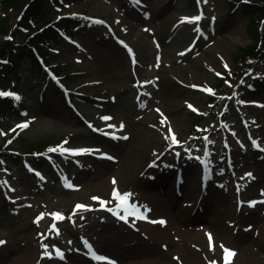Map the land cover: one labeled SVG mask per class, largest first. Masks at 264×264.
Wrapping results in <instances>:
<instances>
[{
	"label": "rangeland",
	"instance_id": "1",
	"mask_svg": "<svg viewBox=\"0 0 264 264\" xmlns=\"http://www.w3.org/2000/svg\"><path fill=\"white\" fill-rule=\"evenodd\" d=\"M26 1L17 4L16 19ZM61 6L69 14L85 10L104 23L54 49V64H62L60 76L72 93L44 84L26 61L11 81L0 77L11 85L7 89H14L17 78L18 94L32 108L22 118H1L0 130L7 135H0V144L11 140L23 151L29 144L73 136V149L94 151L48 152L51 156L40 160L24 156L0 169V181L8 182L0 186V240L5 241L0 264H223L221 244L238 253L233 264H264V203L248 206L264 200V151L249 139L264 148V107L259 106L264 105V65L232 82L221 81L224 72L232 74L238 49L253 43L250 15L232 9L230 0H141L138 5L73 0ZM46 10V17L56 18ZM201 14L198 23H181ZM14 20L11 13L0 18V45ZM119 40L138 51L137 64ZM26 121L27 128L16 127ZM169 127L178 144L166 138ZM113 131L128 139L104 134ZM65 177L74 188L65 187ZM114 187L133 193L129 203L141 211L150 208L147 219L130 216L126 223L91 199L111 201L107 208H115ZM154 203L164 213H157ZM76 204L92 210L56 221L59 235L49 231L52 216L34 222L42 212L68 217ZM160 219L166 224L149 222ZM249 225L252 230L245 231ZM206 233L213 236L214 251ZM85 241L106 259H95ZM42 242L52 259H41ZM57 248L63 260L56 257Z\"/></svg>",
	"mask_w": 264,
	"mask_h": 264
},
{
	"label": "trees",
	"instance_id": "2",
	"mask_svg": "<svg viewBox=\"0 0 264 264\" xmlns=\"http://www.w3.org/2000/svg\"><path fill=\"white\" fill-rule=\"evenodd\" d=\"M20 0H0V18L2 13H12L17 10V4ZM60 0H31L27 9L19 18L18 24L14 28L13 36L19 41V44L11 39L5 40L0 48V76L17 74L24 61L31 64L33 69L40 74L48 73L43 63L39 61V56H43L49 63L54 57L49 50L53 43H58L61 38L72 37L79 27H87L88 23L84 18L71 16L63 17L59 21H53L47 16L49 8L55 9ZM245 14L251 15L249 30L252 34L254 43L240 48L235 57V72L245 71L264 57V0H237ZM255 16V17H254ZM43 19V20H42ZM42 20V22H39ZM13 98L0 97V115L7 112L13 106ZM14 112L17 111L14 109ZM55 142L45 141L44 143L29 144L26 150L19 151L13 146L0 147V167L7 166L13 160H19L17 156L29 155L40 156Z\"/></svg>",
	"mask_w": 264,
	"mask_h": 264
},
{
	"label": "snow or ice",
	"instance_id": "3",
	"mask_svg": "<svg viewBox=\"0 0 264 264\" xmlns=\"http://www.w3.org/2000/svg\"><path fill=\"white\" fill-rule=\"evenodd\" d=\"M133 4L134 5H138L141 3V0H132ZM204 3H207V0H203ZM245 2H247V0H245ZM198 3H200V0H198ZM202 19V14L201 15H198V16H195V17H183L181 18V23H198L199 20ZM93 23H100V24H103L104 21H99V20H95L93 21ZM117 23H119V21H117ZM197 31H199V29L197 28L196 29ZM145 31H148V29H145ZM6 39H12L11 36H8L6 37ZM123 43V42H122ZM125 47H127V45H125ZM129 52L131 53V49L129 48L128 49ZM190 50V49H189ZM184 53H181L180 55H183ZM225 67L227 68V65H225ZM217 75H220L219 73H217ZM145 83H151V81H147ZM227 83V81H226ZM193 87H196V86H193ZM206 91H208L209 93H212V89H206ZM0 97H11L13 98L14 100L16 101H19L21 99V97L16 94V93H13V92H7V91H0ZM231 99V98H229ZM239 103H245L244 101H239ZM260 107H264V105H259ZM189 108H191L193 111H196V109L192 106V105H189ZM160 110L157 109V112H159ZM161 116H162V120H161V123H166L167 122V117H165L163 115V113H160ZM204 115H207L206 113ZM102 120L104 121H109L112 119V117L110 116H103L101 117ZM30 122L26 121L22 124H18L16 127L17 128H20V129H24V128H27L28 125H29ZM255 123V122H253ZM91 127V125H90ZM108 127L110 128H113V129H116V126L115 125H108ZM124 128V124L121 122L120 126H119V130H122ZM95 131H102L101 129H94ZM10 131L12 132H15L16 129H11ZM105 135H111L114 139L116 138H119V139H128L127 136H122V137H117L115 135V131H113L112 133H108V132H104ZM0 135H7V133H4L2 130H0ZM233 135H235V133H233ZM166 138H169L172 142V144H178L179 141L177 140L176 138V135L174 134L173 130L169 127V130H168V135ZM205 140H208L207 137L204 138ZM249 139L252 140V146L254 148H258L260 149L261 151H264V148H261V145L260 143L255 140V139H252L251 137H249ZM8 144H11L12 141L9 140L7 141ZM68 141L65 140L62 142V144L58 145L57 147L55 148H52L50 147L48 149V152H56V151H60L61 154H64V153H69V154H72V155H81V154H91L92 151L94 150H91V149H70V148H65L64 147V144H67ZM208 143H212V141H208ZM243 146V145H242ZM227 147V145H226ZM95 151H98V150H95ZM177 155H179L177 153ZM207 155V153H206ZM104 158H107V159H112L111 156H106ZM196 159H201L200 157H196ZM203 163H205V167L208 166V162H204L202 161ZM0 164H3V161H0ZM154 166L153 165H150V167ZM32 170V169H30ZM223 171V170H222ZM36 175H40L39 173H36ZM246 176L248 178H251V179H254L253 177V174L252 173H246ZM41 179H44L42 176L40 177ZM64 181H65V187L67 188H74L75 186L68 180L67 177L64 178ZM7 181H0V186H6L7 185ZM113 185L116 184V181L115 179H113L112 181ZM10 191H15L14 189H9ZM112 200H115L117 203H116V206L115 208H107V205L109 203H111V201H105L103 199H101L100 197H92L91 199L94 200V201H98L101 208H105L107 211L111 212L113 215L117 216L118 219L120 220H123L124 222H128V218L131 216V217H134L136 219H147V213L151 211L150 208H148L146 205L142 206L143 207V211L140 210V207L141 206H138L136 205L135 203H129V200L130 198L133 196V193H123L121 194L120 191L117 189V188H113V191H112ZM261 195H264V192L261 193ZM257 203H264V200L262 201H249L248 202V206L249 207H255V205ZM28 207H31V205H28ZM81 210H92L90 209L88 206L86 205H83V204H76L75 207H74V210H73V213L72 215L68 216V217H65L63 214L61 213H40V215L37 217V219L34 221L35 223H39V221L41 219L44 218L45 215H50L53 217L54 219V222L53 224L50 226L49 228V231H55L57 233V235H59V229L57 228L56 226V221H61V220H64V219H68V220H72V216H75L77 211H81ZM121 212H123V214H121ZM151 223H159L160 225H165L166 224V221L163 220V219H160V220H153V221H149ZM252 230V226L249 225L245 231H251ZM44 234H41V236L43 237ZM206 235L208 236V240H209V249L210 251H214V247H213V236L211 233H206ZM5 241H2L0 240V245L4 244ZM69 243H71V241H69ZM85 245L86 247L89 249L90 253L95 257V259L97 260H105L106 257L104 256H100V255H96L94 252H91V249H92V245L88 244L86 241H85ZM48 245L45 244V243H41V248L43 249V252H42V256H41V259H43L44 257H47L49 259H52L53 258V254L51 252L48 251ZM221 249L223 250V264H233V259L236 255H238V253L233 250V249H229L227 248L225 245L221 244L220 245ZM55 254H56V257L63 260L64 259V252L61 251L60 249H55ZM178 259V258H177ZM39 264V262H38ZM108 264H115L114 261H111L109 260L108 261ZM209 264H217L216 261H210Z\"/></svg>",
	"mask_w": 264,
	"mask_h": 264
},
{
	"label": "bare ground",
	"instance_id": "4",
	"mask_svg": "<svg viewBox=\"0 0 264 264\" xmlns=\"http://www.w3.org/2000/svg\"><path fill=\"white\" fill-rule=\"evenodd\" d=\"M154 206H156V208H157V210H158L157 213H159V214L164 213V211H163V209L161 208V206H159L157 203H156V204L154 203L153 207H154ZM215 211H216V210H215Z\"/></svg>",
	"mask_w": 264,
	"mask_h": 264
}]
</instances>
